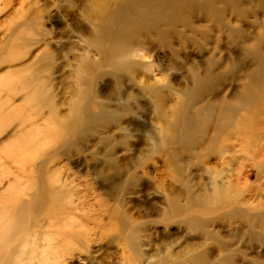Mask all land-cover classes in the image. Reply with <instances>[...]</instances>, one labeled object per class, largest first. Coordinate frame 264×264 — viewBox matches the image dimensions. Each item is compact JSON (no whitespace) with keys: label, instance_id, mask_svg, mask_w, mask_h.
<instances>
[{"label":"rangeland","instance_id":"1","mask_svg":"<svg viewBox=\"0 0 264 264\" xmlns=\"http://www.w3.org/2000/svg\"><path fill=\"white\" fill-rule=\"evenodd\" d=\"M85 1L0 0V99L4 100V104L6 103L5 106H0V174L3 171L13 173L17 170L29 174L33 167L43 163L44 160L50 162L49 165L46 164L51 167H49L51 172H59L61 178L66 179L70 184L68 190H71V194H73L71 198L73 205L78 206L73 211L74 218H77L76 220L84 226V229H96L97 223H105L104 212L106 210L102 209L101 203L97 201L99 194L103 193L102 195H104V192L101 191L99 180L93 179L89 168L97 165V161L104 159V149L101 145H97V138L92 137L89 132L83 133L81 138L76 139L71 130L63 135L54 127L53 122L54 119L60 120L69 113V104L75 94L73 91L77 89L74 76L81 57L87 52L84 41L90 34L91 25L83 19L80 11L82 3ZM236 4L240 6L243 2L238 0ZM236 4H228L226 0H209L203 10L198 6H191L192 10L184 16L187 22L186 26L183 24L185 27L180 22L163 23L160 29L168 34L164 40L161 41L157 36L144 33L146 38L153 42L152 48L151 45L137 43L138 45L132 46L133 51L131 50L130 54L117 56L113 58V61L135 60L133 62L141 64L140 74H146L147 77L140 76L137 80L140 83L163 84L164 87L161 89L163 91H167L169 85V91L165 92L161 99H164L163 103L167 99L170 101L169 104H172L180 98L177 84L182 75L192 78L193 72L198 73L201 66L209 72L216 73L223 63H234L235 58L238 60L240 68L248 67L252 63V56L250 58L247 55L248 51L241 46V40L237 38L242 35V32L240 30L232 32L229 27L236 28L241 25L242 30L254 37L249 43L252 50L256 48L258 39L259 42L264 41V17L258 13L255 4L247 3L244 5L245 9L236 8ZM15 33L21 35L17 42L13 40L16 36ZM89 56L94 61L99 60V56L90 50ZM41 57L45 58L46 65L42 70H37L42 66ZM183 66L186 68L180 70ZM27 67L36 68V73L17 75L15 80L13 78L14 82L5 77L6 74L21 71L20 69ZM193 67L198 70H193ZM100 69L97 67L98 71ZM235 74L242 75L234 65L226 66V70L222 72V78L212 86L211 92L205 94L211 96L219 93L222 91L220 84L223 82L228 85L224 94L228 95L230 92L238 91L240 82L229 84ZM35 76L38 77V80L34 79ZM93 76L95 74L92 76L85 74V95H88L91 87L90 79ZM26 82H31V90L36 86L38 88L46 87L45 94L47 95L43 94V98L50 99L49 101L52 103L50 108L36 107V104H31L34 100L33 93H24L25 91L23 92L21 89ZM95 86L98 91L95 96L97 101H107V97L111 96L109 94H112L114 98L111 103H116L115 101L118 99L116 94H119V89L112 83L111 78H95ZM122 88L125 92L137 93L128 80L123 82ZM89 93L91 92L89 91ZM24 99H29L28 103L23 102ZM141 101L147 102V99L142 98ZM18 105L24 106L23 112L16 111L17 117L11 118L8 114L9 110L11 111V108ZM142 113V110L138 112V116H141L138 119L132 116L126 117V122L134 121L141 124V132L140 134L132 132V136L127 139L124 145H119L116 151V161L118 166L123 168L124 178L128 168L138 167L144 161L142 166L136 170L137 178L135 177L131 184L119 192L117 186L121 180L114 175L115 184L109 188L110 197H105L109 202V207L115 205L114 201L117 199L120 209L130 217V221L143 224L139 236L141 257L138 258V262L132 260V263L170 264V261L175 260L172 252L179 251L182 247L185 248V256H189L196 251V247L192 246L194 243L201 244L202 250L205 252L217 254L219 243L224 242V244L233 246L230 252H219L218 255L221 258L228 256L231 260L230 264H264V243L258 240L251 242L247 235L240 236L238 232L241 230L240 228L244 230L241 231L242 233L247 229L252 231L253 228L256 233H262L261 227H254L228 212L238 206V200L230 203L233 205L229 206L230 209L223 210L226 216L222 219L217 217L218 211H190L194 216H201L198 218L202 222L203 219H207L203 222L204 227L210 231L220 232L225 238L223 240L217 237L213 240L205 239L198 229L187 227L182 231L178 224L167 225L165 219L159 218L158 213L164 208L165 196L179 194L184 197L186 191L181 189L177 183H173L169 178L163 176L162 171L165 164L161 161L162 156L150 153L151 144L146 140L144 134L152 130L158 133L159 127L157 124L155 126L153 122V119L155 120L154 113L146 114L144 112L145 115ZM126 126L129 129L132 127V125ZM113 129L110 127L108 134L112 135ZM10 142L15 145H8L7 143ZM251 142L252 139L244 143ZM18 143L22 145L20 146ZM253 143L254 147L251 146V151L255 159L251 160L252 154L247 156L242 148L237 147L239 149L236 154L238 159L230 167L233 176L237 175L239 171L243 173V176L247 175L244 177L245 180L242 178L239 182L243 188L238 199L241 200L244 197L243 199L248 201L250 207L264 199V163H258L263 161L264 157H257L254 153L255 145L256 147L259 144V146L262 145L261 138L257 133L254 134ZM65 148L68 150L66 151ZM79 148L80 150L86 149V152L77 154ZM173 148L175 157L183 170L182 177L190 185V194L198 197L206 191H210L208 184L212 174H209L206 168L222 170L225 166L223 162L219 161L212 151L202 156L198 152V148L186 152L179 150L178 146H173ZM91 151L94 158L88 156ZM83 156L87 158L88 162L82 160ZM81 162L83 165H80ZM45 168L42 169V172ZM142 172L146 174L143 175ZM44 175L49 176L47 173ZM105 175L113 180V175L110 173ZM158 184L161 185L159 188ZM109 185L105 184L106 188ZM5 187L6 181H0V190ZM28 196L21 194L19 199H27ZM37 196L43 197L41 191H37ZM44 198L46 199L45 205H50L51 196L49 198L46 195ZM52 198L54 199L53 196ZM66 200L67 197L64 196L60 202L52 203L49 215L44 216V212L39 213L37 220L47 222L56 215L57 206L62 205ZM43 210L45 211V209ZM261 210L263 211L264 208ZM35 231V235L30 237L28 243L24 240L25 237H18L11 245L13 247L19 244V246H24L21 249L23 251L21 258L25 260L32 254L34 256L32 262L37 264L44 255L42 252L44 239L43 229L35 228ZM114 237L113 234L108 233L101 242H95L93 236L90 248H87L86 252L75 250L69 257L65 251L55 249L58 254L55 257L49 255L48 261L53 263L57 261L59 264H127L125 258L130 254L127 245L123 242H115ZM52 246L49 247L51 250L54 249ZM52 252L55 251L52 250ZM65 255L67 258L63 257ZM52 257H54V261H51Z\"/></svg>","mask_w":264,"mask_h":264},{"label":"bare ground","instance_id":"2","mask_svg":"<svg viewBox=\"0 0 264 264\" xmlns=\"http://www.w3.org/2000/svg\"><path fill=\"white\" fill-rule=\"evenodd\" d=\"M237 1L226 0V3L234 5ZM241 1L243 4L240 6L236 4V8L245 9V4H255L258 13H261L264 17V0ZM207 2L209 0H86L82 3L80 11L83 19L91 25L90 34L84 41L87 52L81 57L74 76L77 89L73 91L75 94L69 104V113L65 117L59 118L60 120L54 119L53 122L54 127L63 135L71 130L77 139L81 138L83 133L89 132L92 137L97 138V145L103 147L104 159L97 161V165H93L89 170L93 179L99 180L101 191L104 192V195H102L103 193L99 194L97 201L101 203L102 209L106 210L104 212L105 223H97L96 229H84V226L78 223L73 212L78 206L73 205L71 199L73 194H71V190H68L70 184L66 179L61 178L59 172H51V167H48L50 162L44 160L43 163L33 167L29 174L20 170L13 173L3 171L0 174V181H6V187L0 190V264H34L32 254L25 260L21 258L23 257L21 249L24 246H19V244L13 247L11 243L18 237H25L24 240L28 243L30 237L35 235V228L43 229L45 243V245L44 243L42 245L43 258L37 264H59L57 261L55 263L48 261V256L53 255L55 257L58 254L56 251L58 249L65 251L68 257L75 250L86 252L87 248H90L93 236L95 242H101L102 238L107 236L108 233L115 236V242H123L127 245L126 247L130 252L129 256L125 258L127 264H134L132 260L138 262L141 257L139 236L143 224L130 221V217L120 209L117 199L114 201L115 205L109 207V202L105 197H110L109 188L115 184L114 175L121 180L117 186L120 192L125 186L134 181L137 168H140L144 162L142 161L138 167L128 168L124 178L123 168L118 166L116 161L117 147L124 145L127 139L132 136V132L138 134L141 132V124L134 121L126 122L125 119L127 116L141 118V116H138V112L141 110L143 115L154 113L155 120L153 119V122L155 126L157 124L159 127L158 133L152 130L144 134L146 140L151 144L150 153L162 156L161 161L165 164L162 171L163 176L169 178L173 183H177L181 186V189L186 191L184 197L179 194H167L163 202L164 208L158 213L159 218L165 219L167 225L178 224L179 229H182V231L187 227L198 229L205 239L213 240L217 237L223 240L225 238L220 232L210 231L204 227L203 222L207 219H203L202 222L198 218L201 216H194L193 212L190 211H218L217 217L222 219L226 216L223 210L230 209L229 206L232 205L230 203L238 200V206L229 210V214H233L236 218L248 222L254 227H261L262 230V233H256L252 228V231L247 229L242 233L241 231L244 230L240 228L239 235H247L251 242L258 240L264 243V210H261V208H264V199H262L263 201L258 200L260 202H256L253 207L248 205L249 203L243 199L244 197L239 200L238 197L243 188L239 182L247 175L243 176V173L239 171L237 175L235 174V179L233 178L235 175H232L230 168L238 159L236 155L237 147L242 148L247 156L252 154L251 146L254 144L255 133L260 136L262 145L259 146V144L257 147L255 145L254 153L257 157H264V41L259 42L258 39L256 48L251 50L249 43L254 37H251L247 31L242 30L241 25L236 28L229 27L232 32H238L239 30L242 32V35L237 38L241 40V46L248 51L247 55L250 58L252 56L253 61L249 64L250 66L243 68L242 65V68H240L238 60L235 58L234 63H223V66L219 67L216 73L209 72L203 66L199 67V70L193 67V70L199 72H193L192 78L181 76L180 82L177 84L180 98L172 104H169L170 101L167 99L163 103L164 99H161L165 92L169 91V85L168 90L163 91L161 90L164 87L163 84L140 83L137 80L140 76L147 77L146 74H140L141 64L133 62L135 60L113 61V58L117 56L130 54L131 50L133 51L132 46L135 44L151 45L152 48L153 42L146 38L147 36L144 33L157 36L162 41L168 35L160 29L163 23L171 24L174 22L175 24V22H180L185 27L187 22L184 16L192 10L191 6H198L199 9L203 10ZM189 16L193 18V16ZM19 36L21 35L18 34L13 38L14 42L18 41ZM89 50L99 56L98 61L90 58ZM172 51L174 50L172 49ZM41 63V68L39 67L37 70L44 68L46 65L45 58L42 59ZM230 65H234L242 74L241 76L235 74L229 83L240 82L239 90L230 92L228 95L224 94L223 92L226 91L228 85L223 82L220 84L222 91L211 96L206 95L205 93L211 92L212 86L222 78L221 75L223 70H226V66ZM97 67L101 69L98 71ZM184 68L186 66L181 67L180 70ZM22 69L6 74L5 77L14 82L17 75L36 73V68L27 67ZM85 74H89V76L95 74L90 79L91 85H89L91 87L89 86V91L91 93L89 91L87 93L89 96L85 95L86 92H84ZM104 77L111 78L112 83L119 89V94H116L118 99L114 104L111 103L114 98L112 94H109L111 96L107 97V101L99 102L96 100L95 96L98 91L95 86V78ZM34 79L38 80V77L35 76ZM125 80L133 85L137 93L122 90ZM30 87L31 82H26L21 89H23V92L25 91L24 93H33L34 100H32L33 102L30 101L31 104H36V107L46 106L50 108L52 104L49 101L50 99L43 98V94L47 95L45 94L46 87L38 88L36 86L32 90ZM142 98L147 99V102L141 101ZM28 100L24 99L23 102L28 103ZM3 104L4 100L1 101L0 99V106L3 107L6 103ZM18 106L11 108V111L9 110L8 114L11 118L15 119L17 117L16 111L23 112L24 106L21 105L19 108ZM126 125H132L131 129L127 128ZM110 127L114 128L112 135L108 134ZM251 139V143H244ZM7 144L15 145L11 142ZM18 145L21 146L22 144L18 143ZM173 146H178V149L182 152L198 148V152L202 156L212 151L216 154V158L223 162L224 168L226 167L225 170L224 168L222 170L206 168L208 173L212 174L209 177L208 184L210 191H206L198 197L190 194V185L182 177L183 170L180 162L175 157ZM85 150L79 148L77 154L85 153ZM88 156L94 158L92 151L88 153ZM250 157L251 160L255 159L253 154ZM82 160L87 161V158L83 156ZM258 163H264V160ZM80 165H83L82 162ZM44 167L46 168L42 172ZM44 173L49 174V176L47 177ZM106 173L113 175V180L109 179L105 175ZM142 174L145 175L146 173L142 172ZM105 184L111 185L106 188ZM159 186L161 185L158 184V188ZM37 191H41L43 197H38ZM21 194L29 195V198L20 200L19 195ZM46 195L49 198L51 196V202L48 206L45 205L46 199L44 196ZM64 196L67 197V200L62 205L57 206L54 217L47 220V222L37 220L39 213L44 212V216L49 215L52 203L60 202ZM236 218L234 217V219ZM51 245H53L52 248L54 249L52 250L55 251L54 253L49 248ZM192 246L196 247V251L189 256H185V248L182 247L179 251L172 252L175 260L170 261V264L231 263L228 256L221 258L218 254L219 252H230L233 245L220 242L217 254L203 251L201 244L194 243ZM66 255L63 257L67 258ZM54 257L51 258V261H54Z\"/></svg>","mask_w":264,"mask_h":264}]
</instances>
